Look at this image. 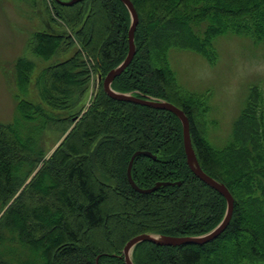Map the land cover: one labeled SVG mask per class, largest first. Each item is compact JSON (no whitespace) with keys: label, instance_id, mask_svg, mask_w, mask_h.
<instances>
[{"label":"trees","instance_id":"1","mask_svg":"<svg viewBox=\"0 0 264 264\" xmlns=\"http://www.w3.org/2000/svg\"><path fill=\"white\" fill-rule=\"evenodd\" d=\"M130 1L139 17L136 55L113 90L181 109L200 166L234 198L231 221L218 238L180 247L140 243L133 263L264 264V88L251 86L231 140L216 148L207 139V95L180 86L169 61L175 48L215 64L214 41L227 34L264 43V0ZM44 5L53 30L33 31L27 51L47 62L71 55L37 75L36 62L27 56L15 62L18 115L0 122V214L8 206L0 218V264H126L124 248L136 236L196 237L213 230L227 202L191 172L182 124L173 113L114 100L102 81L90 107L78 109L90 75L104 78L127 57L131 18L125 5L119 0ZM50 130L61 138L68 134L46 159L51 150L41 143ZM139 151L156 159H135L138 187L181 185L151 194L133 189L127 169Z\"/></svg>","mask_w":264,"mask_h":264},{"label":"rangeland","instance_id":"2","mask_svg":"<svg viewBox=\"0 0 264 264\" xmlns=\"http://www.w3.org/2000/svg\"><path fill=\"white\" fill-rule=\"evenodd\" d=\"M44 1L36 0L35 3L33 0H0L1 123H10L18 115L14 97L17 90L14 65L18 58L27 56L35 61L37 75L54 61L71 55V52H68L47 62L27 51V44L33 31L53 30L45 12ZM214 46L217 52L215 64H210L198 54L175 48L170 50L169 61L180 86L186 91L207 95L210 106L207 115L209 122L207 139L212 146L223 148L232 138L234 123L245 107L251 86L259 85L264 88V43L256 44L249 37L227 34L218 37L214 41ZM86 61L87 67L91 69L92 64L87 59ZM94 74L90 75V89L83 103L78 106V109L84 106L83 111L92 104L98 88L99 80ZM92 76H94L93 80ZM35 95L38 96L36 90ZM20 97L35 103L38 100L29 94H21ZM73 127L74 124L71 129ZM42 138L41 144L44 149L51 150L46 159L64 140V137H60V132L57 133L55 130L46 132ZM39 168L26 184L31 181ZM1 208L0 203V211ZM7 208L8 206L1 212L0 218Z\"/></svg>","mask_w":264,"mask_h":264},{"label":"water","instance_id":"3","mask_svg":"<svg viewBox=\"0 0 264 264\" xmlns=\"http://www.w3.org/2000/svg\"><path fill=\"white\" fill-rule=\"evenodd\" d=\"M57 1L63 6L71 7L85 0H69L65 2H61L59 0ZM119 1H121L125 5L131 18V25L128 32L129 49L126 59L119 66L111 70L104 78L99 77L98 79L99 82L100 81L103 82L104 92L110 98L117 101L134 103L140 106L173 113L180 120L182 124L184 151L186 155L187 165L190 168L191 172L200 181H202L207 186L217 191L221 196L225 198L227 202V210L224 219L220 222L218 226H216L213 230H211L210 232L204 235L196 236V237H170V236H162L157 234H142L134 237L126 244L123 251V256L126 264H134L132 259V253L135 247L140 243L147 242L160 247H180L188 244L204 245L218 238L226 230V228L228 227L231 221L234 210V198L223 183L209 176L200 166L198 159L196 157L195 150L192 145L191 134H190V122L187 116L185 115V113L181 109H179L177 106L167 101L153 99V98H137L131 93H120L113 90L112 88L113 82L117 77L122 75L123 72L130 66L136 55L135 32L139 24L138 13L132 2L130 0H119ZM67 134L68 133L65 134L64 138L67 136ZM139 156L149 157L154 160L156 159V156L153 155L151 152L139 151L134 153V155L132 156L127 169V176L130 185L137 192L142 194H151L156 192L161 186L181 185V182L178 183L160 182L154 185V187L149 189H142L138 187L133 180L132 169L135 159Z\"/></svg>","mask_w":264,"mask_h":264},{"label":"built area","instance_id":"4","mask_svg":"<svg viewBox=\"0 0 264 264\" xmlns=\"http://www.w3.org/2000/svg\"><path fill=\"white\" fill-rule=\"evenodd\" d=\"M94 79V76H92V80Z\"/></svg>","mask_w":264,"mask_h":264}]
</instances>
